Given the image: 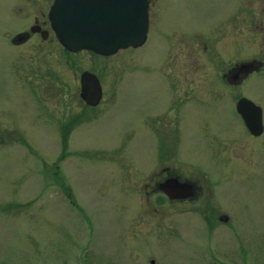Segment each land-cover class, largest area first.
<instances>
[{
  "label": "rangeland",
  "instance_id": "1",
  "mask_svg": "<svg viewBox=\"0 0 264 264\" xmlns=\"http://www.w3.org/2000/svg\"><path fill=\"white\" fill-rule=\"evenodd\" d=\"M18 21L3 13L0 35ZM195 35L214 41L216 62L200 46L183 56L185 37ZM166 36L180 49L167 54ZM6 46L0 264H264V134L249 136L235 112L247 98L264 125V0H161L145 44L109 58L81 52L30 62L13 60ZM250 57L259 70L218 78ZM82 71L101 81L97 108H86L72 84ZM27 75L45 77L43 88ZM65 91L71 108L61 105ZM156 151L202 177L207 212H172L146 195Z\"/></svg>",
  "mask_w": 264,
  "mask_h": 264
},
{
  "label": "flooded vegetation",
  "instance_id": "2",
  "mask_svg": "<svg viewBox=\"0 0 264 264\" xmlns=\"http://www.w3.org/2000/svg\"><path fill=\"white\" fill-rule=\"evenodd\" d=\"M53 2L54 0H0V20L2 18V14L5 12H7L8 15L15 14L19 18V21L14 24V26L4 27L2 25L0 35V43H4L7 45V48L12 49V55L10 57L13 60L16 58L21 60L27 59L30 62L51 60L53 62L59 63L63 58L66 60L71 57V54H77L65 50L56 37V34L48 18V13ZM154 4L156 11H158L161 0H148L149 27L150 9ZM156 14H154L153 19L155 18ZM152 21L153 20L151 19V22ZM166 37H169V39L164 38L166 39L167 44L165 45L166 51H168L167 54H169L170 52L172 53L175 49H180L179 46H175V44H173L174 41L170 38V36ZM185 38L187 39L184 45H181L184 53L183 56L192 58L194 56L196 47L200 46L202 48L201 50H203L204 52L203 56L205 57V59L215 62L219 59V53L218 51H216V47L213 45L214 41H212L211 39H207V44L204 41L205 38L204 40H202L200 35H195L193 38L186 36ZM192 41L195 43H191ZM170 56L171 55H165L164 57L168 58ZM175 56L177 55H174V57ZM260 63L261 62L255 60L253 57L245 60L239 59L238 65L235 64V66H233L226 73L221 72V74H218V78L225 83L226 81L228 83L230 81V78L236 81L242 80L249 74L259 70ZM71 66H73L72 63ZM37 77H39L38 83L39 88L41 89L43 88V82H45L46 80L45 77H41V75L30 77V75H27L22 79H27L30 82L31 79H35ZM12 80L13 85H15V81L13 78ZM61 80L62 79L60 77H56V81L59 82V84L62 83ZM72 81V84H74V86L78 85V96L86 108L93 109L103 104L102 100L104 99L101 88V81L96 75L89 71H82L77 76L75 74L72 78ZM28 88L29 92L33 93L32 97L35 104V99L39 97V94L35 92L36 87L31 85L28 86ZM35 93L36 95H34ZM65 94L67 95V100L61 97V105L65 102L67 107L71 108V97L68 99V96L72 93L67 94V92L65 91ZM60 95H62V92L60 93ZM39 100H41V98H39ZM63 100L64 102H62ZM241 122L249 136H251L252 138H260L263 136L264 125L262 134L255 137L249 133L242 120ZM156 153L155 157L153 158L155 167L150 172L149 176H147V178L149 177L148 182L144 183V186L147 187V191L145 192L146 195H159L160 197L156 200V203H167L172 209L175 208V206L183 205L187 207V210L190 213L192 212L198 214L200 213V211L204 213L207 212V184L202 179V177L198 173L197 175L196 172H193L191 170H188V172H183L184 170H182L179 166H174V160H172L171 156L167 153L166 155L164 151H156ZM172 181H175L176 184L181 185V188L176 190L173 189L172 191H170L172 197H181L169 198V196L161 189L162 184L166 182L170 183ZM145 202H147V205L149 206L151 201L147 198ZM150 206L152 209L155 208V206L152 204ZM155 210L158 211L156 208ZM174 210L175 209H173L172 212H174ZM223 220H225V218Z\"/></svg>",
  "mask_w": 264,
  "mask_h": 264
},
{
  "label": "water",
  "instance_id": "3",
  "mask_svg": "<svg viewBox=\"0 0 264 264\" xmlns=\"http://www.w3.org/2000/svg\"><path fill=\"white\" fill-rule=\"evenodd\" d=\"M48 18L58 41L67 51L85 50L100 56H111L119 50L140 47L145 42L148 1L54 0ZM236 112L251 135H261L260 107L246 98H240L236 102ZM179 188L181 185L175 181L161 185L169 198L181 197H172L170 192Z\"/></svg>",
  "mask_w": 264,
  "mask_h": 264
}]
</instances>
